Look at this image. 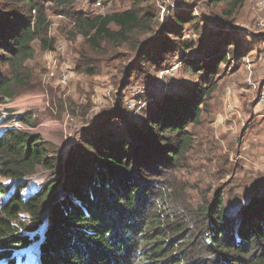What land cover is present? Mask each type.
Listing matches in <instances>:
<instances>
[{"label": "trees", "instance_id": "obj_1", "mask_svg": "<svg viewBox=\"0 0 264 264\" xmlns=\"http://www.w3.org/2000/svg\"><path fill=\"white\" fill-rule=\"evenodd\" d=\"M73 1L0 0V61L11 74L10 78L0 74V97L12 98V85L31 81L21 73L24 61L34 56V41L43 51L54 49L46 2L61 7L58 14L65 16L94 50L102 49V42H125L136 30H149L155 24L149 12L140 13L136 6L90 18L74 12L70 8ZM245 1L210 3L225 4V14L231 18ZM195 20L192 13L172 15L164 32L176 40L165 38L163 43L155 39L146 44L139 49V61L158 67L173 50L172 41L192 50L193 43L182 39L180 33L186 24H196ZM211 35L212 40L198 52L197 60H184V69L198 76L200 82L185 95L166 96L161 103L153 104L142 123L128 129L126 135L103 127L85 137L83 146L71 151L61 164L63 181L53 178L28 199L19 192L27 187L25 178L38 166L51 167L54 158H44L51 145L15 128L0 132V176L10 178L17 187L10 190V186L0 185V195L6 196L0 200V264H16L17 253L30 247L36 248L37 264H264V190L234 212H228L220 191L214 193L201 213L205 225L199 232H205L192 254H185L186 247L181 246H192L194 241L176 237L179 254L167 260L164 248L154 240L165 232L181 235L185 222H180L183 219L176 213L190 211L189 207L178 205L170 219L179 220L157 230L154 237L151 233L154 224L162 221L152 210L154 187L161 186L156 179L181 166L192 144L187 127L199 123L206 99L217 88L220 65L227 62L229 54L244 57L254 42L245 43L232 30ZM28 118L20 123L30 122ZM20 211L31 221L16 228L14 221ZM45 215L48 221L42 227V237L25 234L35 232ZM166 217L163 223L168 222ZM144 243L149 247H143Z\"/></svg>", "mask_w": 264, "mask_h": 264}, {"label": "rangeland", "instance_id": "obj_2", "mask_svg": "<svg viewBox=\"0 0 264 264\" xmlns=\"http://www.w3.org/2000/svg\"><path fill=\"white\" fill-rule=\"evenodd\" d=\"M134 6L140 13L152 15L155 23L152 28L136 30L125 42H102V49L94 50L73 30V24L58 14L62 8L46 2L54 49L43 51L38 41L32 43L34 56L24 61L21 73L31 81L12 85V98L0 97V132L19 127L18 130L51 145L44 156L54 158L51 167L38 166L32 176L25 178L27 187L19 192L28 199L53 178L63 181L61 164L71 151L83 146L85 137L97 134L103 127L126 135L128 129L142 123L153 104L161 103L166 96L185 95L200 82L198 76L184 69V60H197L198 52L212 40L211 34L215 37L219 30L230 33L232 30L245 43L253 39L252 49L244 57L233 58L229 54L227 62L220 65L217 88L206 99L199 123L187 127L192 144L181 166L156 179L164 191L160 185L154 187L152 210L162 221L154 224L153 237L166 224L171 227L173 221L179 220L170 219L178 205L190 208L176 213L183 219L180 222H185L181 235L174 237L165 232L154 239L170 260L179 254L175 250L176 237L194 241L192 246H181L186 247L185 254L197 250L205 232H199L205 225L201 213L212 202L214 193L220 191L228 212H234L264 190V107L257 100L264 81V0H246L231 18L225 14L228 11L225 4L214 5L210 0H74L70 8L91 18ZM185 13L196 18V24H186L180 33L182 39L193 43L192 50L172 41L170 50H173L158 67L139 61V49L155 39L164 43L165 38H170L164 29L171 24L172 15ZM58 48H62L58 64L64 63L70 76L65 83L50 77L47 68L51 53ZM0 74L11 77L1 61ZM26 118L30 122L20 123ZM1 184L10 186V190L17 189L8 177L0 176ZM5 197L0 195V200ZM18 216L14 221L16 228L31 221L24 211ZM166 216L169 220L163 223ZM42 221L35 232L25 234L42 237V227L48 221L46 215ZM142 246L148 248L149 244ZM32 249L18 252L16 264H37L36 248Z\"/></svg>", "mask_w": 264, "mask_h": 264}, {"label": "built area", "instance_id": "obj_3", "mask_svg": "<svg viewBox=\"0 0 264 264\" xmlns=\"http://www.w3.org/2000/svg\"><path fill=\"white\" fill-rule=\"evenodd\" d=\"M97 6L99 7L101 4L100 2H96ZM62 53V48H58L54 54L51 53V59L48 63V71L50 77H56L58 83H65L67 79L70 77L69 72L67 71L64 63L59 66V55ZM258 102L261 106L264 107V83L260 87V91L257 98ZM20 129L19 127H17ZM15 128V129H17Z\"/></svg>", "mask_w": 264, "mask_h": 264}]
</instances>
